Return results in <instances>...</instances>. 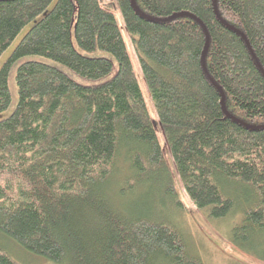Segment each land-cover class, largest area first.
I'll use <instances>...</instances> for the list:
<instances>
[{
  "label": "trees",
  "instance_id": "1",
  "mask_svg": "<svg viewBox=\"0 0 264 264\" xmlns=\"http://www.w3.org/2000/svg\"><path fill=\"white\" fill-rule=\"evenodd\" d=\"M135 5L0 0V56L31 24L0 66V116L14 67L17 92L0 118V237L52 264H202L165 220L108 196L153 181L172 204L177 179L210 220L239 212L230 242L264 262V0H216L228 27L213 0ZM0 264L18 263L0 246Z\"/></svg>",
  "mask_w": 264,
  "mask_h": 264
},
{
  "label": "rangeland",
  "instance_id": "2",
  "mask_svg": "<svg viewBox=\"0 0 264 264\" xmlns=\"http://www.w3.org/2000/svg\"><path fill=\"white\" fill-rule=\"evenodd\" d=\"M103 2L112 3V0H103ZM117 16L119 15L117 14ZM30 26L31 24L25 27L18 37L2 53L0 56V66ZM71 41L73 47L77 51L84 53L76 45L73 33ZM29 59L38 60L39 58H27L26 60ZM51 64L57 65L55 63ZM15 70L16 67L12 69L8 79L11 105L9 110L1 115L0 118L7 116L17 103V92L14 83ZM69 74L78 82L90 83L89 81L77 78L71 73ZM139 84L144 94L149 114L152 119L156 120L149 94L142 78L139 79ZM156 132L162 147H164L165 144L157 125ZM164 159L169 172L172 174V165L169 156L165 155ZM130 174L131 172L128 162L124 156H120L116 160L114 174L111 179L117 182L118 185H121L125 179L131 176ZM171 182V189L174 193L175 199L172 204L166 201L168 200L166 195L164 197L159 196V186L157 187V183L153 181L136 185L133 189L126 190L122 196H119V198H115L121 188V186H118L110 190L114 199L112 196H108L110 200L113 201L114 205L118 206L119 210H124V212H127V210L130 212H140L143 210L149 214L154 213L158 219L165 220L164 223L171 225L181 233L187 246L188 253L197 257L202 264H264L263 261L257 260L251 255L238 251V249L233 247L230 242V231L240 221L239 212L234 211L221 220H210L205 211H198L191 204L186 195L181 191L180 183L177 179L174 181L172 180ZM166 185L169 187L168 183ZM0 246L4 252L18 264H52L43 258L27 254L13 242L2 237H0Z\"/></svg>",
  "mask_w": 264,
  "mask_h": 264
},
{
  "label": "water",
  "instance_id": "3",
  "mask_svg": "<svg viewBox=\"0 0 264 264\" xmlns=\"http://www.w3.org/2000/svg\"><path fill=\"white\" fill-rule=\"evenodd\" d=\"M131 4H132L133 8H134L136 11H138L137 8H136V5H135V0H131ZM213 9H214V13H215L217 19H218L220 22H222L225 26H227V25H226V24L220 19L219 15H218L217 8H216V0H213ZM179 16H184V15H175V16H172L171 18H169L168 20H171V19L177 18V17H179ZM185 16L194 19L196 22H198V23L201 25V27H202V29H203V31H204V34H205V46H204V50H203L202 57H201V64H202L203 71H204L205 75L207 76V78L210 80V82L216 87V89H217L218 92L220 93V96H221V108H222L224 114H225L227 117H229V118L233 119L234 121L238 122L237 120H235L233 117H231V116L226 112L225 105H224V94H223L222 90H221V89H220V88H219V87H218V86H217V85L211 80V78L208 76V73H207V71H206V67H205V57H206V53H207V49H208V42H209L208 34H207L205 28L202 26V24H201L198 20H196L195 18H193V17H191V16H189V15H187V14H185ZM227 27H228V26H227ZM229 29H231L232 31H234L235 33H237V34H238V35L244 40V42H245V44H246L248 50L250 51V54H251L253 60L256 62V59L254 58V56H253V54H252V52H251V50H250V48H249V46H248V43H247V41H246L245 38H244V36H243L241 33H239L238 31L232 29L231 27H229ZM256 63H257V62H256ZM257 66H258V64H257ZM258 67H259V66H258ZM259 69H260V67H259ZM262 74L264 75L263 72H262ZM238 123H239V122H238Z\"/></svg>",
  "mask_w": 264,
  "mask_h": 264
}]
</instances>
